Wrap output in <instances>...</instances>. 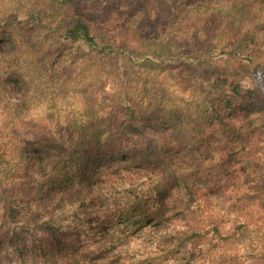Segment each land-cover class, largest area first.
Wrapping results in <instances>:
<instances>
[{
    "label": "trees",
    "instance_id": "16d2710c",
    "mask_svg": "<svg viewBox=\"0 0 264 264\" xmlns=\"http://www.w3.org/2000/svg\"><path fill=\"white\" fill-rule=\"evenodd\" d=\"M81 1L47 0V14L0 20L6 105L19 104L29 86L17 67L22 45H46L50 36L57 46L45 51L49 69L56 56L55 71L100 62L126 85L134 68H188L202 102L194 117L174 108L140 115L121 93L114 110L71 124L64 137L11 128L25 176L18 192L0 184V264H264V91L250 74L251 65L264 71V0H171L185 28L214 23L233 40L195 54L173 40L149 52L109 42L78 13ZM147 222L160 226L138 236L152 250L130 261L91 245L101 233L124 240Z\"/></svg>",
    "mask_w": 264,
    "mask_h": 264
},
{
    "label": "rangeland",
    "instance_id": "374dc122",
    "mask_svg": "<svg viewBox=\"0 0 264 264\" xmlns=\"http://www.w3.org/2000/svg\"><path fill=\"white\" fill-rule=\"evenodd\" d=\"M46 2L47 0H0V20L32 10L47 14ZM77 10L91 19L109 42H122L141 52L158 50L170 40L192 54L200 53L208 46L220 48L233 42L232 39L226 42L228 36L214 23L206 27L190 25L185 28L175 18L171 0H83ZM129 18L135 24H130ZM151 27L156 28L151 30ZM48 38L46 45L38 44L35 48L22 45L17 67L29 82L26 94L21 96L22 101L6 105L0 98V184L9 188L14 184V192L19 191L18 184L25 173L10 138L11 128L48 137H64L71 124L81 125L93 119H101L104 114L114 110L121 93L128 96L140 115L162 108H174L194 117L200 108L203 93L195 90L188 68L179 71L134 68V75L128 77L126 85L122 84L110 65L100 62L85 66L83 70L77 68L75 63H70L71 71H55L61 56L52 60L53 64L49 69L50 57L45 55V51L54 50L57 45L55 36ZM230 58L228 65L237 69L235 58ZM253 58V64L261 61L258 54ZM221 63L224 64V60ZM251 66L253 80L264 91V71L255 65ZM254 67L256 69L253 70ZM260 153L264 154V151ZM179 190L178 185L171 188L174 193ZM211 216L218 218L219 214L215 212ZM159 227L154 222L131 227L124 240L111 239L107 233H101L98 239L101 244L91 245L97 246L99 250L103 247L113 249L114 252L127 256L130 261L137 258L136 254L152 250L148 238L139 241V234ZM240 243L242 240L237 239L229 246ZM98 260L108 264L105 258Z\"/></svg>",
    "mask_w": 264,
    "mask_h": 264
}]
</instances>
